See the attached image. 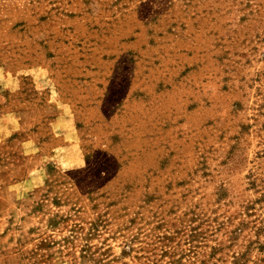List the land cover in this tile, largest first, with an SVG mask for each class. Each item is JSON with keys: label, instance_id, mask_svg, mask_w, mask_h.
<instances>
[{"label": "rangeland", "instance_id": "obj_1", "mask_svg": "<svg viewBox=\"0 0 264 264\" xmlns=\"http://www.w3.org/2000/svg\"><path fill=\"white\" fill-rule=\"evenodd\" d=\"M0 264H264V0H0Z\"/></svg>", "mask_w": 264, "mask_h": 264}]
</instances>
